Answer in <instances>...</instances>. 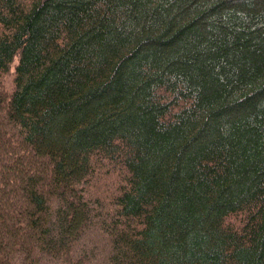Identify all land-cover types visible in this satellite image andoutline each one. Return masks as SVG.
<instances>
[{"label": "trees", "instance_id": "trees-1", "mask_svg": "<svg viewBox=\"0 0 264 264\" xmlns=\"http://www.w3.org/2000/svg\"><path fill=\"white\" fill-rule=\"evenodd\" d=\"M0 264H264V0H0Z\"/></svg>", "mask_w": 264, "mask_h": 264}, {"label": "rangeland", "instance_id": "rangeland-1", "mask_svg": "<svg viewBox=\"0 0 264 264\" xmlns=\"http://www.w3.org/2000/svg\"><path fill=\"white\" fill-rule=\"evenodd\" d=\"M4 86L8 87V82L7 81L4 82Z\"/></svg>", "mask_w": 264, "mask_h": 264}]
</instances>
